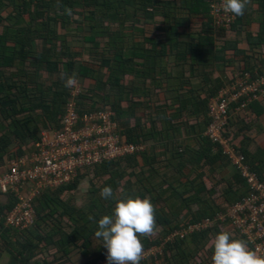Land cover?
I'll list each match as a JSON object with an SVG mask.
<instances>
[{
    "label": "trees",
    "instance_id": "trees-1",
    "mask_svg": "<svg viewBox=\"0 0 264 264\" xmlns=\"http://www.w3.org/2000/svg\"><path fill=\"white\" fill-rule=\"evenodd\" d=\"M255 1L263 8L264 0ZM211 2L213 0H0V129H3L0 163L5 156L10 160L25 157L21 144L35 145L42 130L59 127L70 93L75 89L64 86L62 74L75 73L79 80L88 79L92 83L88 90L79 85L80 94L75 102L80 115L109 108L126 143L142 147L155 143L150 150L87 169L71 183L42 192L35 199L36 221L28 229L4 226V217L13 206L11 203L0 219V245L28 260L41 256V264L107 261V249L94 238L98 220L110 215L115 204V200L100 196L106 186L112 187L117 198L149 197L156 209V234L141 239L145 252L152 248L161 251L143 258L140 264H212L213 238L225 230L234 238L247 241L237 235L228 218L224 222L215 220L219 213H225L249 194L240 173L205 136L212 122L207 101L217 90L212 89L201 98V91L188 87L189 80L181 76L177 85H182L186 91L184 95L179 93L178 103L168 101L156 107L146 101L151 95L144 90L148 85L154 86L156 96L161 91L158 90L161 83L178 81L174 68L168 66L172 58L168 49L174 45L173 36L184 35L180 30L186 29L188 19L196 16L195 5L203 8L198 16L206 22L196 43H185L190 46L188 57L177 58L175 63L183 62L187 66L189 62L195 72L196 68L206 67L203 62L211 66L224 60L226 46L217 49L214 38L238 32L242 16L236 17L229 32L217 29L210 14ZM65 8L72 9L71 16L63 14ZM158 17L171 23L169 29L157 24ZM152 25L156 30L153 35L147 32V27ZM164 30L167 42L160 36ZM83 33L90 34L83 38L90 44L87 49L80 40L68 39ZM251 35H247L251 48L264 45V21L257 36ZM103 38L106 41H97ZM75 45L81 48V53L73 51L71 47ZM246 70L254 79L264 71L257 64L247 66ZM240 76L242 73L235 78ZM223 87L219 86L218 90ZM124 103L128 104L127 108L123 107ZM253 104L257 103L249 106ZM236 108L235 105L230 108L224 137L234 144L248 164L243 141L237 140L243 127L250 125L246 120L248 108L239 113L235 112ZM186 111L189 112L186 114ZM50 124H54L53 127H49ZM240 124L245 125L240 127ZM183 131L185 139L181 138ZM193 132L195 146L190 143ZM12 147L19 150L14 152ZM248 168L264 182L256 166L249 164ZM227 169L233 172L231 179L223 176ZM86 179H89L86 201L79 205L75 194ZM206 218L213 222L207 229L188 238L168 241L172 233L188 222ZM248 247L254 250L249 244ZM79 253L85 260L82 263L74 260Z\"/></svg>",
    "mask_w": 264,
    "mask_h": 264
},
{
    "label": "built area",
    "instance_id": "built-area-1",
    "mask_svg": "<svg viewBox=\"0 0 264 264\" xmlns=\"http://www.w3.org/2000/svg\"><path fill=\"white\" fill-rule=\"evenodd\" d=\"M210 14L215 27L224 32H229L236 20L232 14L222 11V0L211 2ZM79 92L77 86L70 93L71 98L64 108L58 128L43 130L31 153L17 160L9 159L0 167V195L13 197V207L4 217L6 228H30L36 221L35 199L42 192L71 183L79 173L87 169L144 151L145 147L128 144L123 140L111 109L80 115L75 102ZM263 95L264 71L257 79L249 74L232 79L208 106V117L212 122L205 133L240 173L249 189L246 197L231 205L225 213H219L215 220L224 222L228 218L237 235L245 237L248 244L262 255L264 182L249 170L243 155L224 137V131L231 106H237L236 113L243 112ZM212 224L208 218L200 222H188L182 229L172 233L168 241L176 237L188 238ZM155 252H158L157 248L148 250L144 258ZM98 264H108V261H100Z\"/></svg>",
    "mask_w": 264,
    "mask_h": 264
},
{
    "label": "crops",
    "instance_id": "crops-1",
    "mask_svg": "<svg viewBox=\"0 0 264 264\" xmlns=\"http://www.w3.org/2000/svg\"><path fill=\"white\" fill-rule=\"evenodd\" d=\"M215 1V0H213ZM178 5H181L180 2ZM194 13L196 14L195 17H192L191 19H188V24L185 23L186 29L180 30L181 33L185 32L184 35H175L173 36L174 42L172 45V49H168V52L172 56L171 61L168 63L169 68H174L173 73L175 78L178 79L177 82H163L161 83V87H159L158 90L159 94L155 96V91L157 90L154 88V86L148 85L145 87V92L148 95H151L146 101H150V104L153 107H156V105H166V103L169 101L171 104L178 103L177 97L179 96V93L185 94V89L182 88V85H177L181 80L180 77L183 76L185 80H189L188 87L193 88L194 90H198L201 94V98H204L206 94H210L209 92L214 89L217 90L216 93L209 97L207 101V108L210 105V103L215 100L219 94V86L224 85V87L229 84L232 79H236L235 75H238L239 73H242V76L244 74H249L248 70H246V67L254 64L260 65L264 69V45H261L259 48L250 47L249 43V37L248 34L252 37H256L257 34L260 32V24L262 21H264V6L263 8L261 5L255 1L250 0V4L247 6L244 15L241 18V24H239L237 31L238 32H231L224 34V36H219L214 38L215 47L218 49L221 47L226 46V49L224 51V60H220L218 62H215L214 64L210 66V64H205L206 62H203V65H206V67L202 68H196L194 69L195 72L191 70V65L188 62V65L185 66L183 62H176V59L181 57H188V49L190 46H185V43H196L198 39V34L202 30L203 24L206 22L205 18L199 17V12L203 11V8L199 5H195L193 7ZM166 23V24H165ZM157 24L160 25L163 28L169 29L171 23H167L164 21L163 18L158 17L157 18ZM173 24V23H172ZM114 25V24H113ZM86 25V22L84 24ZM86 29V28H85ZM155 27L149 26L147 27L148 34H155ZM186 34V35H185ZM189 35V37L187 36ZM90 34L83 33L80 36L76 37L74 35L69 36L68 39L72 42L73 40L81 41L83 45L86 46V49L89 47V43L83 40L84 37H88ZM160 36L163 39V42L166 41V31L160 32ZM219 38V39H218ZM172 39V40H173ZM252 40V39H251ZM250 40V41H251ZM97 41H106L105 38L103 39H97ZM169 41V40H168ZM254 41V40H253ZM74 42V41H73ZM167 42V41H166ZM39 44V43H38ZM72 44V43H71ZM38 47V46H37ZM82 47V46H81ZM40 48V47H39ZM73 48L74 52L81 53V48L75 45ZM240 52V54L236 53ZM59 52L62 53V49H59ZM222 59V58H221ZM259 60V62H258ZM247 65V66H246ZM8 74V72H6ZM193 77H192V76ZM206 75V76H205ZM241 77V76H240ZM166 78V77H165ZM239 78V77H237ZM79 85L84 87V89L88 90L91 86V81L88 79H81L79 80ZM79 87V86H78ZM81 88V87H80ZM185 90V91H184ZM153 94V95H152ZM183 94V95H184ZM186 96V95H185ZM257 104H253L248 107V117L247 114H245L244 118L248 121L250 125L244 126L243 130L240 131L241 133L238 134V142L243 141L244 150L248 155V166L249 164L252 166H256L259 173L264 177V95L259 97V100L256 101ZM124 108L128 107L127 103L123 104ZM191 108V107H190ZM189 109V108H188ZM190 110V109H189ZM189 111H186V114ZM246 112V113H247ZM142 115L139 113V116ZM2 120H0V123ZM48 124V123H47ZM54 124H50L49 127H51ZM242 127L245 124H240ZM41 126V125H39ZM53 127V126H52ZM3 130V129H2ZM2 130L0 129V138L2 136ZM43 131V130H42ZM185 132H182V139L186 138ZM194 132L192 136L190 135V140L192 142L191 145L195 146L197 143L194 141ZM153 142H150L146 145L145 149L150 150L154 147ZM34 143H31L30 145L23 146L22 151L25 154L31 153L33 150ZM17 147V146H16ZM13 151L17 152L19 148L12 147ZM11 150V151H12ZM9 160V157H6L3 159V161L0 163V167H3L6 162ZM233 175V172L231 169H227L224 172V178L231 179ZM11 203H13V197L11 195H0V219L3 215V210L7 207H11ZM3 212V213H2ZM76 259L77 262L82 263L84 260V257L82 254H77L74 256V260ZM42 258L41 256H33L31 259H27L26 257H23L21 255L15 256L14 252H12L11 248H7L4 245H0V264H41Z\"/></svg>",
    "mask_w": 264,
    "mask_h": 264
},
{
    "label": "clouds",
    "instance_id": "clouds-1",
    "mask_svg": "<svg viewBox=\"0 0 264 264\" xmlns=\"http://www.w3.org/2000/svg\"><path fill=\"white\" fill-rule=\"evenodd\" d=\"M250 0H222V11L235 17L243 16ZM72 15V9L64 13ZM66 88L79 86L75 73L62 74ZM100 196L115 200L110 215H103L97 222L94 238L107 249L108 264H140L144 258V244L141 237L154 236L157 231L155 207L149 197L114 195L111 186L103 187ZM13 207V206H12ZM90 220L93 218L90 216ZM212 264H264V255L248 247L247 241L234 238L227 230L213 238Z\"/></svg>",
    "mask_w": 264,
    "mask_h": 264
},
{
    "label": "rangeland",
    "instance_id": "rangeland-1",
    "mask_svg": "<svg viewBox=\"0 0 264 264\" xmlns=\"http://www.w3.org/2000/svg\"><path fill=\"white\" fill-rule=\"evenodd\" d=\"M40 49V48H39ZM89 189V179H86V181H84L81 186L80 189L76 191L75 197H77V203L79 205H82L85 203V196L86 193ZM160 248H157L158 252L161 250H159ZM156 250V249H155Z\"/></svg>",
    "mask_w": 264,
    "mask_h": 264
}]
</instances>
